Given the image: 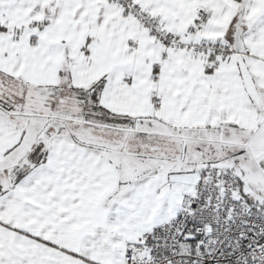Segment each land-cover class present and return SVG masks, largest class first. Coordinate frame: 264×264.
Masks as SVG:
<instances>
[{
    "label": "snow or ice",
    "instance_id": "snow-or-ice-1",
    "mask_svg": "<svg viewBox=\"0 0 264 264\" xmlns=\"http://www.w3.org/2000/svg\"><path fill=\"white\" fill-rule=\"evenodd\" d=\"M0 264H264V0H0Z\"/></svg>",
    "mask_w": 264,
    "mask_h": 264
}]
</instances>
